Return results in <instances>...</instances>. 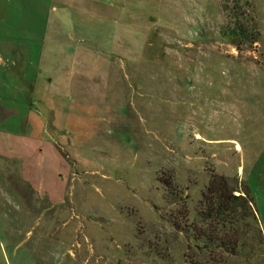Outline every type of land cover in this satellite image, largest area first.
<instances>
[{
	"label": "rangeland",
	"instance_id": "374dc122",
	"mask_svg": "<svg viewBox=\"0 0 264 264\" xmlns=\"http://www.w3.org/2000/svg\"><path fill=\"white\" fill-rule=\"evenodd\" d=\"M1 227L0 264H264V0H0Z\"/></svg>",
	"mask_w": 264,
	"mask_h": 264
},
{
	"label": "trees",
	"instance_id": "16d2710c",
	"mask_svg": "<svg viewBox=\"0 0 264 264\" xmlns=\"http://www.w3.org/2000/svg\"><path fill=\"white\" fill-rule=\"evenodd\" d=\"M233 35L239 36H247L249 35V31L237 21L234 28L230 31ZM253 42H257L258 38H251ZM238 191L233 188L229 183V180L224 177H214L210 180L207 193L205 194V209L201 212L204 220L211 222L213 220L216 221H230L232 225H237L242 216L247 217L248 213L250 215L254 214L252 207L250 206V202H253L251 194L248 190L243 192L245 195H234V192ZM243 201V203H242ZM236 228V226H235ZM237 228L235 229V231ZM218 237H209L208 241L211 245L216 243ZM238 238L234 235V238L228 239L221 238L219 241L222 242L223 246L234 245L237 246ZM222 246V245H221ZM231 252L234 254L236 251H225Z\"/></svg>",
	"mask_w": 264,
	"mask_h": 264
},
{
	"label": "crops",
	"instance_id": "0c3cea01",
	"mask_svg": "<svg viewBox=\"0 0 264 264\" xmlns=\"http://www.w3.org/2000/svg\"><path fill=\"white\" fill-rule=\"evenodd\" d=\"M21 78H22L23 83H24V82H25V81H24V79H25L24 76H22ZM38 83H39V80H38V81H35V83H34L33 86H36V84L38 85ZM24 85H26V83H25ZM30 86H31V85H30ZM25 94H27V92H25ZM29 94H30V93H29ZM36 94L39 95V93H37V92H36ZM29 112H30V111H29ZM30 115H31V112H30ZM30 117H31V116H29V118H30ZM31 127H33V126H31ZM5 171H6L7 174H13V173H15V172L21 174L22 172H24V171L19 170V169H16V170H14V171L11 170L12 173H9V170H5ZM1 223H2V221H1ZM0 232H1V233L3 232L2 227H1V229H0Z\"/></svg>",
	"mask_w": 264,
	"mask_h": 264
},
{
	"label": "bare ground",
	"instance_id": "6f19581e",
	"mask_svg": "<svg viewBox=\"0 0 264 264\" xmlns=\"http://www.w3.org/2000/svg\"><path fill=\"white\" fill-rule=\"evenodd\" d=\"M236 149H237V150H239V149H240V147H239L238 145H236Z\"/></svg>",
	"mask_w": 264,
	"mask_h": 264
}]
</instances>
